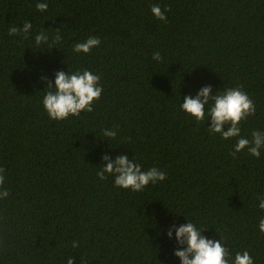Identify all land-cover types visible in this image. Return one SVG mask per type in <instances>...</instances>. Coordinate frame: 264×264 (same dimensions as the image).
<instances>
[{
    "label": "trees",
    "instance_id": "trees-1",
    "mask_svg": "<svg viewBox=\"0 0 264 264\" xmlns=\"http://www.w3.org/2000/svg\"><path fill=\"white\" fill-rule=\"evenodd\" d=\"M25 21L27 39L8 35ZM56 28L62 39L44 50ZM41 31L49 41L36 50ZM90 36L100 45L74 53ZM78 70L100 76L93 111L49 119L41 78ZM207 85L214 94L242 86L256 111L240 122V137L264 132V0H0V191L9 192L0 199V264L69 256L74 264H180L182 246L167 231L188 221L233 256L246 250L264 264V149L260 158L246 148L233 156L240 137L222 139L208 131L210 118L183 112L184 96ZM105 154L157 167L166 179L137 192L114 187L112 176L96 175Z\"/></svg>",
    "mask_w": 264,
    "mask_h": 264
},
{
    "label": "clouds",
    "instance_id": "clouds-1",
    "mask_svg": "<svg viewBox=\"0 0 264 264\" xmlns=\"http://www.w3.org/2000/svg\"><path fill=\"white\" fill-rule=\"evenodd\" d=\"M38 11H47L48 5L45 2H38L35 5ZM152 15L160 20L166 21L165 11H162L159 5L153 4L150 9ZM32 29V24L25 21L22 27L11 26L8 29V35H20L27 39ZM52 35V46L44 50L55 47L62 37L59 34V28L54 29ZM49 35L41 31L34 37L36 50L41 45L47 44ZM98 37L90 36L85 41L76 43L73 46L74 53H89L95 47L100 45ZM43 50V51H44ZM153 59L162 60L159 52L153 53ZM45 83V92L42 104L51 120H65L69 116H79L82 112H92L93 102L101 97L103 88L100 86V76L89 70L75 71H57L54 82L47 81L42 77ZM211 102V104H210ZM205 105L209 106L205 111ZM180 108L186 115L194 118L197 122H205L210 118L208 131L212 134H220L222 139L228 140L234 137H240L241 121L255 114L256 106L248 94L242 91V86L226 88L222 92L213 93L211 85L201 87L196 95H186ZM227 126V130L224 128ZM103 135L107 138H115L116 131L104 129ZM247 149L249 155L260 158L261 150L264 149V132L252 131L251 140L240 137L234 145L232 155ZM102 159L106 162L96 175L100 180L113 177L114 187L130 189L137 192L142 191L149 184H155L157 181L166 179V173L157 167H151L148 170H142L141 165L134 160L129 159L127 155H117L115 159H109L105 154ZM5 169L0 167V185L4 183ZM9 192L7 189L0 191V199L7 198ZM257 207L264 211V198H259ZM188 221V220H187ZM175 231V240L178 247L174 255L179 258L180 264H254L252 256L248 251L236 252L234 256L230 250L224 246L221 238L217 240L206 238L202 235V228H198L194 223L188 221L178 227L172 225L167 231V236L171 239ZM258 230L264 234V218L258 223ZM78 247L76 241L72 242V248ZM66 264H74V258L69 256ZM80 264V259H79ZM85 264V261H84Z\"/></svg>",
    "mask_w": 264,
    "mask_h": 264
}]
</instances>
